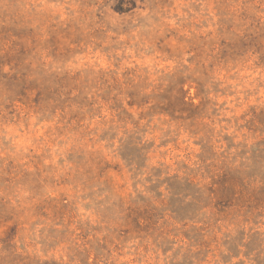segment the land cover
Instances as JSON below:
<instances>
[{
  "label": "rangeland",
  "instance_id": "rangeland-1",
  "mask_svg": "<svg viewBox=\"0 0 264 264\" xmlns=\"http://www.w3.org/2000/svg\"><path fill=\"white\" fill-rule=\"evenodd\" d=\"M0 264H264V0H0Z\"/></svg>",
  "mask_w": 264,
  "mask_h": 264
}]
</instances>
